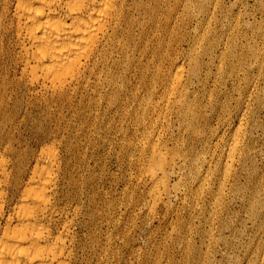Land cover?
Returning a JSON list of instances; mask_svg holds the SVG:
<instances>
[{"label":"bare ground","instance_id":"6f19581e","mask_svg":"<svg viewBox=\"0 0 264 264\" xmlns=\"http://www.w3.org/2000/svg\"><path fill=\"white\" fill-rule=\"evenodd\" d=\"M209 3L210 0H0V109L5 100H7L4 94L8 90H11L13 83L17 84V86L20 83H24L27 90H30V93L32 90L35 93L41 94L43 98L49 97L53 102H67L72 107L81 103L85 97L84 93L86 92L87 94L88 89H90L93 96L88 98L90 103L94 104L95 107L98 104L97 98H103L105 104L114 105L116 110L124 112V115L128 113V118L131 117L134 121L159 120L161 123H167L174 118L179 122L180 128L191 133L190 136L206 143L207 134L205 132L207 130L204 126L205 124H201L202 120H208L206 113L213 111L218 114L216 118L220 119L222 118L221 112L226 107H229L227 106L228 93H225L223 96L218 95L217 89L207 88L206 81L211 77L215 80L219 77H224V73H226L228 78L241 80L244 85L235 87L239 90L251 87V90L247 100L243 101L244 109L239 118V123L230 138V142L228 143V140L223 138L224 136L217 137L215 149L212 152L210 151V153L205 149H200L201 151L196 152L193 162V168L198 172L202 171L203 165L206 162L208 163L207 168L203 170L201 175L202 180L199 184L201 189L205 185L204 179L208 172H210V166H214L215 172L221 168V162L217 161L213 163L214 158L216 156L225 158L222 171H220L219 185L218 188L216 187V192L214 191L215 202L214 204L212 203V212L209 214L210 218L216 217L217 209L220 206L219 201L226 193V187L236 173V165L240 163L244 164L248 157V150L246 152L243 150V137L246 132H244V121L248 120L250 104L253 103L251 101L256 98L254 95L257 89V75H253L251 79L247 78L246 72L248 69L245 68V65L249 62V68H255V71L256 68L260 70L262 64L259 58L261 59L263 54L260 51L261 48L259 49L256 46L257 43L255 44L252 39H247L246 33L235 34V25L237 23L235 24L233 21H229L226 25L228 31H222L224 33H222L223 36H218V39L214 38L215 35L211 33L209 25V22L214 17V13L209 8ZM246 25L252 32V35H254L257 29L254 30V26L248 21H246ZM183 41L187 44L186 49H182L180 46ZM218 47H220L219 51H217ZM180 52L187 55L183 63L177 61V54ZM129 93L131 95L128 97ZM97 95L99 96L97 97ZM75 98L79 100L76 101ZM261 98L264 101L263 97ZM235 104L237 103L235 102ZM148 112L150 114L156 113L158 116L155 119H151V116L146 115ZM2 117L8 119L5 113ZM27 118L29 119V117ZM7 119L0 120V264H69L73 251V229L77 224L76 216L80 213L81 209L78 205H72L71 203L62 204L58 198V184L65 173L62 167V158L58 156L56 148L50 147L52 146L51 144L49 148H47L49 144H46L47 149H41L40 146V150L37 153H34L32 150L29 154L23 150L24 148L20 150L22 147L17 149L13 146L12 140L5 134L7 132L4 133L3 129L6 127L5 125L10 122V119ZM212 127L214 128V126ZM161 133L162 131L158 130L151 137L160 139ZM207 133L214 135L215 131L209 128ZM206 145L202 146L206 148ZM146 147L148 148V146ZM171 155L169 158L166 153H163L162 147L157 143L154 144L153 142L150 145V157L145 171L147 178L151 182L149 192L151 193L153 202L151 209H149L151 210L150 213L157 203H169L170 197L178 192L176 191L177 185L171 188L169 185L175 165L177 164H175L176 161L174 162ZM179 155L185 158L183 159V163L187 161V158L183 154ZM78 163L80 162L78 161ZM67 168L70 169V167ZM180 168H182V165L178 167V169ZM244 169L246 170L247 168L244 167ZM237 176L239 175L237 174ZM65 179L68 188L78 186L77 178L66 175ZM260 181L256 184L255 189L246 197L250 210L249 214L254 219L251 222H254L258 231L256 242L251 251L250 264H264V186L262 187ZM208 189L210 190L209 186ZM195 194L197 193L195 192ZM186 242L184 243L187 244ZM236 246L238 245L236 244ZM74 247L76 248V246Z\"/></svg>","mask_w":264,"mask_h":264},{"label":"rangeland","instance_id":"374dc122","mask_svg":"<svg viewBox=\"0 0 264 264\" xmlns=\"http://www.w3.org/2000/svg\"><path fill=\"white\" fill-rule=\"evenodd\" d=\"M209 8L213 10V13H214V17L209 22L210 23L209 25L211 27V33L215 35L214 38L218 39L219 38L218 36L220 35L223 36L224 34L223 32L228 31V27H226V25L229 23V21L230 22L233 21L235 22V24L237 23V25H235V34L246 33L247 39H252L255 44L257 43L256 46L259 49L261 48L260 51L263 54L262 58L261 59L259 58L262 64L260 67V70L256 68V71H255V68H251V67L249 68V62L246 63L245 65V68L248 69L246 72L247 78L251 79L253 75L255 74L257 75L255 76L257 79V89H259V90L256 89V93L254 95L256 98L253 101H251L253 103L250 104V109H253V110L249 109L248 120L244 121V129H245L244 132L245 131L246 132L244 133V137H243V145H244L243 150L245 152L248 150V157L250 159L247 157L244 164L240 163L239 165H236V168H237L236 173L234 174L230 183L227 185L226 193L223 195V197L219 201L220 206L217 209L216 217L214 218H210L209 214L212 212V207L215 202L214 196H215V192L219 185L218 181H220V177H221L220 171H222L225 158L219 157V156H216L214 158L213 163L217 161L221 162V168L220 170L218 171L216 170L215 172L214 166L212 167L210 166V172H208V174L205 176V179H204L205 185L201 189L199 186L202 180L201 175H202L203 170L207 168L208 163L206 162L203 165L202 171L198 172L197 170H195V168H193L194 167L193 162L196 157L195 155L196 152L201 151L202 149H205L206 151L210 153V151L212 152L215 149L216 147L215 143L217 141V137L224 136L223 138L227 139L228 143L230 142V138L233 135L234 130L239 123V120H240L239 118L241 117L243 109H244L243 101L247 100V98L249 97L248 96L249 92L251 90L250 86H249L250 88L248 87L249 89H243V90L241 89L239 90L237 88L239 86L244 85L243 81L237 80V79L233 80L232 78H228L226 76V73H224L223 75L224 77H219L217 78V80L211 77L210 79L206 81L205 84L207 85V88L217 89L216 92L218 93V95L223 96L225 93L226 94L228 93L227 94V102H228L227 106H229V107H226V109L221 112L222 118L218 119L216 118L218 114H216L213 111L212 112L208 111L209 113H206L208 120L201 121L202 125L205 124L204 126L207 132L209 131V128L215 131L214 135L210 133L209 135L207 132H205V134H207L206 143L201 142V140L198 138L190 136L191 133L186 131L183 128H180L179 122L176 121L174 118L172 120H169L167 123L166 122L161 123V121L159 120H135L134 121L131 117L128 118L129 116L128 113H125L124 115V112L122 113L119 111L120 112L119 113L116 110V107L114 105L108 104V103L105 104L103 98H97L98 104H96V107H95V105L91 104L89 101V98L93 96L90 89H88L89 94L88 93L86 94V92L84 93V96L86 98L84 97L81 103H79L75 107H72V105H68L67 102H62V101H58L59 103L53 102V100L50 99L49 97L43 98L41 97V94L35 93L32 90L30 93V90H27L24 83H20L18 86L17 84L13 83L11 90H8L9 93L6 92L4 94L7 100H5V103L0 109V116H1L0 120L7 119L6 117H2L4 116V113L5 115L8 116L7 120L10 119V122H8L5 125L6 127L4 126L5 128L3 130H4V133L7 132L5 134H7L8 135L7 137L10 140H12L11 142L13 146H15L17 149H20L22 147L20 150L24 148L23 150L26 151L27 153L29 152L31 153L32 150L34 153H37L40 150V146H41V149H47L49 148L51 144L52 146L50 147L56 148V152L58 153V156L62 158L61 159L62 167H63V171L65 170L64 171L65 173H64V176H62L63 178L61 177L59 184H58L59 185L58 186V198L60 199L62 204L71 203L72 205H78L81 209L80 213L76 216L77 224L75 225L73 229V232H74L73 233V238H74L73 251H72V258L69 264H76V263L77 264H233L234 262H235L234 264H247V263L250 264V261H251L250 256L252 255L251 251L253 250L254 243L256 242L258 231H257V226L254 224V222H251L254 219L252 215L249 214L250 210L246 202V197L248 194H250V192H252V190L255 189V187L257 186L256 184H258L260 180H261L260 183L262 187L264 186V178H263L264 176L263 175L264 174V171H263L264 169V101L261 98L263 97L264 99V34H263L264 33V0H217V3H216V0H210ZM246 21H248L252 26H254V30L257 29L254 35H252V32L249 30V27H247ZM180 46L182 49H186L187 44L185 41H183L180 44ZM219 49L220 47L217 48V51H219ZM186 57H187L186 53L180 52L179 54H177V59H178L177 61L179 63L180 62L183 63L186 60ZM218 88L220 89L221 93L219 92ZM130 95L131 93L128 94V97ZM98 96L99 95H97V97ZM75 100L77 101L79 99L75 98ZM235 102L237 104H235ZM131 103L129 102V104ZM146 115L151 116L152 117L151 119H155L158 116L156 113L150 114L149 112ZM27 117H29V119ZM79 120H80V123H79ZM257 124H259L258 127H257ZM20 126H22L23 128ZM212 126H214V128ZM176 127L177 128L179 127V128L177 129ZM119 129L122 131H120ZM158 130H161L162 133H161L160 139L156 138L157 139L156 140L155 137H151V135H154L155 132H157ZM55 132H58V133H55ZM122 138L124 141L122 140ZM245 141L247 142V144ZM153 142L154 144L155 143L159 144V146L162 147V152L166 153V155L169 158H170V154H172L171 158L173 157L174 162L176 161L175 164L176 163L177 164L175 165V170L172 174L173 178L171 177V181L169 182V185H170V188L173 186L176 187L177 185L178 187H176V191L178 192H176L175 195L170 197L169 203L167 204L163 202L157 203L156 206L153 208V211L151 212L152 213L151 214L150 213L151 210H149L151 209L152 202H153L152 197L150 195L151 193L149 192L151 182L147 178L145 171H146V166L148 165V162H149L148 159L150 157V145ZM46 144L47 145L49 144L47 148H46ZM89 144L91 145V147ZM164 144H165V147H164ZM202 145H206L207 147L204 148L205 146H202ZM146 146H148V148ZM82 147L83 149H81ZM223 147L225 148V146ZM84 148L86 151L84 150ZM179 154H183L187 158V161L183 163V159L185 158H183V156ZM217 157L220 159H218ZM78 161L80 163H78ZM178 164L180 167L182 165V168L178 169L179 167ZM67 167H70V169ZM244 167L247 169L245 170ZM186 173L187 174L189 173V174L187 175ZM237 174L240 176V178H238L239 176H237ZM66 175L68 177L71 176L72 178H77L78 186H75L74 187L75 189L68 188L67 181L65 179ZM83 179H86V180L83 181ZM208 186L210 190L208 189ZM231 186L233 187L231 188ZM236 188L237 189L239 188V189L237 190ZM195 192L197 194H195ZM239 199L240 200L243 199V200L240 201ZM206 211H208L209 213L208 212L206 213ZM212 220H215V221H212ZM188 230L190 231V233ZM229 239L230 240L232 239V240L230 241ZM185 241H187L186 242L187 244L184 243ZM214 241H215V244H214ZM236 244L238 246H236ZM74 246H76V248ZM104 248H108V249H104ZM221 252L224 254H222ZM199 254L202 257H200ZM195 256L198 260L195 258ZM229 256L230 258H228Z\"/></svg>","mask_w":264,"mask_h":264}]
</instances>
